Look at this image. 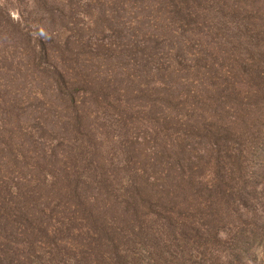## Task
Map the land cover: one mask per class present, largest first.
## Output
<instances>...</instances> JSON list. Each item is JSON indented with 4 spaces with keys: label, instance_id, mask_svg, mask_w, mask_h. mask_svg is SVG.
<instances>
[{
    "label": "rangeland",
    "instance_id": "rangeland-1",
    "mask_svg": "<svg viewBox=\"0 0 264 264\" xmlns=\"http://www.w3.org/2000/svg\"><path fill=\"white\" fill-rule=\"evenodd\" d=\"M68 93L78 101V123ZM4 108L28 127L17 140L29 158L48 157L38 161L50 163L47 182L54 168L71 164V172H121L131 156L139 168L153 158L154 170H165L161 160L178 174L194 161L203 183L214 176L209 162L221 159L220 178H237L225 187L242 194L235 202L200 188V222H189L183 242L196 249L177 262L234 264L225 246L231 225L264 231V0H0ZM176 121L197 131L183 136ZM242 130L248 137L238 136ZM239 160L249 173L233 180ZM248 200L255 213L240 205L230 217ZM217 230L224 243L209 239L200 250V236ZM252 254L243 263L264 264L261 245Z\"/></svg>",
    "mask_w": 264,
    "mask_h": 264
},
{
    "label": "trees",
    "instance_id": "trees-1",
    "mask_svg": "<svg viewBox=\"0 0 264 264\" xmlns=\"http://www.w3.org/2000/svg\"><path fill=\"white\" fill-rule=\"evenodd\" d=\"M39 50L36 66L42 58ZM54 74L57 85H63L62 73ZM68 96L67 104L78 123V101L74 94ZM228 98L224 95V100ZM165 105L173 109L182 106ZM17 115L9 113L8 108L0 110V264H180L178 253L185 258L196 249L192 243L183 242L190 235L189 222H200V188L209 195L226 193L236 202L242 193L225 186L236 183V176L241 180L249 173L239 160L233 165L235 182L225 181L220 178L225 177L220 173L225 164L217 159L209 162L211 169L216 167L213 179L200 183V178L194 177V161L190 173L189 169H181L178 174L167 172L169 162L159 160L165 170L158 172L161 167L153 168L158 165L156 159H149L139 168L138 160L128 156L121 172L117 167H110L112 174L103 176L71 172V164L64 170L54 168L47 182L51 176L45 167L50 163L41 166L38 161L48 157L37 160L24 152V143L17 138H26L30 133L28 127L17 123ZM173 125L183 129L181 135L186 137L197 131L194 122L176 121ZM242 131L238 136L248 137L246 130ZM246 183L245 178L243 190ZM242 202L235 204L230 217L240 213H234L240 205L247 211L251 208L249 200ZM251 210L255 213L254 206ZM216 233L218 230L215 236H200V250L208 249L209 239L224 243ZM194 234L199 236L200 231ZM225 241L234 264H242L258 245L264 251V231L247 232L246 226L236 229L231 225Z\"/></svg>",
    "mask_w": 264,
    "mask_h": 264
}]
</instances>
